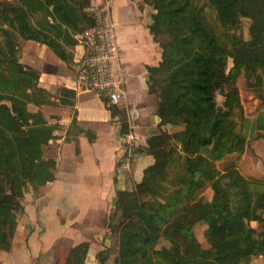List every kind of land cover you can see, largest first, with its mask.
Masks as SVG:
<instances>
[{
    "label": "trees",
    "instance_id": "obj_1",
    "mask_svg": "<svg viewBox=\"0 0 264 264\" xmlns=\"http://www.w3.org/2000/svg\"><path fill=\"white\" fill-rule=\"evenodd\" d=\"M144 1L156 10L149 31L162 49L160 63L147 66L149 93L160 126L182 128L151 136L144 149L155 162L132 190L119 191L114 264H253L264 255V175L248 171L243 156L250 143L238 80L243 75L264 103V0ZM93 2L0 0V250L12 249L28 188L56 178L57 162L44 146L59 125L42 107L72 91L42 87L40 70L21 61L20 41L46 44L70 62L75 35L95 23ZM245 17L247 39L240 32ZM108 108L126 137L125 109ZM253 131L264 137V112ZM200 223L207 248L195 232ZM88 247L71 249L67 263L83 264Z\"/></svg>",
    "mask_w": 264,
    "mask_h": 264
},
{
    "label": "crops",
    "instance_id": "obj_2",
    "mask_svg": "<svg viewBox=\"0 0 264 264\" xmlns=\"http://www.w3.org/2000/svg\"><path fill=\"white\" fill-rule=\"evenodd\" d=\"M108 1L124 68V97L118 108L125 109L128 131L139 138L141 150L133 159L130 171H123L119 160L125 141L119 117L112 115L99 95L77 88L78 62L85 53L83 44L78 42L71 49L73 58L69 63L48 46L60 61L54 64L46 61L41 68L30 56L37 52L36 56H43L47 45L22 39L21 61L40 70V85L54 93L59 87L74 92L56 95L54 104L42 107L49 122L59 125L55 138L44 146L45 157L57 162L56 178L39 188L33 204L39 210V218L28 220V230L18 221L12 249L3 251L7 256L2 264H68L71 249L84 242L89 247L83 264H104L103 258L118 243L109 220L111 213L116 212L119 191L132 190L142 180L144 170L155 162L154 156L144 149L148 139L162 129L175 132L182 128L171 124L160 126L157 98L149 93L147 66H156L162 59L161 46L149 31L156 10L144 0ZM23 41L29 47L23 46ZM246 155L250 154L246 152L243 156ZM247 165L248 171H259L257 159ZM31 210L25 206L24 215ZM52 215L55 216L51 221ZM37 221L43 225L38 226ZM62 251L64 255L59 259ZM253 264H264V255L254 257Z\"/></svg>",
    "mask_w": 264,
    "mask_h": 264
},
{
    "label": "built area",
    "instance_id": "obj_3",
    "mask_svg": "<svg viewBox=\"0 0 264 264\" xmlns=\"http://www.w3.org/2000/svg\"><path fill=\"white\" fill-rule=\"evenodd\" d=\"M89 14L95 19L94 25L75 35L85 46L77 67V88L96 93L108 106L119 107L124 97V68L109 1L95 0ZM136 139L133 132L124 137L125 150L119 163L123 171L131 169L138 149Z\"/></svg>",
    "mask_w": 264,
    "mask_h": 264
},
{
    "label": "rangeland",
    "instance_id": "obj_4",
    "mask_svg": "<svg viewBox=\"0 0 264 264\" xmlns=\"http://www.w3.org/2000/svg\"><path fill=\"white\" fill-rule=\"evenodd\" d=\"M8 1H12V0H8ZM127 20H129V18H127ZM242 22H243V24H242V28H241L240 32L247 39L250 37L249 36V30H248L249 25H250V19L245 17L242 19ZM22 44H23V46L29 47V44L26 41H23ZM44 47H45L44 49H46V50H44L42 52L43 53V56L41 55L42 57L39 55L36 56V54H38V52L34 53L30 56L32 58V62H35V64H39L42 68L44 65L47 64L46 61H49L52 64H54L55 61H60V59L53 53V51L48 46H44ZM32 64H34V63H32ZM230 65H232V60H230ZM64 68L66 69L65 66H64ZM238 85L240 88L243 104L246 107L245 110L248 111L247 112L248 117H247V122H246L247 130H248L247 134H248L249 139H250L249 140L250 149L248 151L250 153V155H249L250 160L249 159L248 160L251 162L252 159H254V160L257 159V163H258L257 168L259 171L258 172L256 171V173L260 174V175H262V174L264 175V143L258 142V141H264V140H257V138H255V136H254V131H253V125H254V122L257 118L256 117L257 114L264 112V103L259 97H257V94L255 92H253L252 90H250L246 86V80H245L243 75L239 78ZM217 98H218V103L220 105H223V102H224L223 95L219 94ZM179 127H181V126H179ZM138 139L139 138L137 137L136 141H137V145L139 147ZM258 143H260V145H258ZM138 152H139V149H137L135 156H134V159L138 156V154H139ZM119 163H120V160H119ZM244 170H245V172H247L246 171L247 169H244ZM38 191H39V189L33 190L31 187H29L27 192H26L25 198L21 200L22 204L24 205V209L22 212H20L18 214V216H19L18 220H20L23 229H26V230L29 229L28 220L32 221V219H33V221H35V219L39 218V216H38L39 210L35 209V206L33 205L36 201L37 196H38ZM212 193H213V190L210 187L206 188V190L204 191V194L209 199H210ZM25 206H28V209H32L31 211H28V214L26 216L24 215L25 214ZM32 206H33V208H32ZM115 211H116L115 213H114V211L111 213V217L109 220L111 222V224L116 223L118 221L119 216H120V211H118L116 209H115ZM30 215H32V216H30ZM54 216L55 215L50 216L49 219L52 221L54 219ZM252 224L257 226L256 222H253ZM37 225L39 226V225H43V224L40 223L39 221H37ZM48 226H49V224H48ZM205 228H206V225L203 223H200L197 225L195 232H196V235H197L198 239L200 240L202 246L204 248H207L209 246V244H208V242L204 236ZM114 235L117 237L116 233H114ZM117 250H118V243H117L116 247L112 248L110 250V252H108L106 254V257L103 258L104 264H114L115 263V259L117 257V255H116ZM109 254H112V256L109 257L108 256ZM63 255H64V251L60 252L59 253V257H60L59 259H61V257H63ZM5 256H7V254L5 252H3V250H0V264H2Z\"/></svg>",
    "mask_w": 264,
    "mask_h": 264
}]
</instances>
